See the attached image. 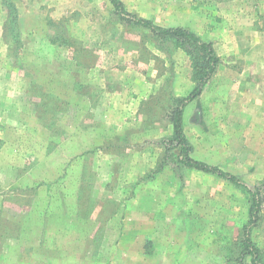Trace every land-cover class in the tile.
<instances>
[{"label": "rangeland", "instance_id": "rangeland-1", "mask_svg": "<svg viewBox=\"0 0 264 264\" xmlns=\"http://www.w3.org/2000/svg\"><path fill=\"white\" fill-rule=\"evenodd\" d=\"M121 1L214 47L183 128L257 187L264 256V0ZM191 86L184 48L108 0H0V264H251L246 193L179 161Z\"/></svg>", "mask_w": 264, "mask_h": 264}, {"label": "trees", "instance_id": "trees-1", "mask_svg": "<svg viewBox=\"0 0 264 264\" xmlns=\"http://www.w3.org/2000/svg\"><path fill=\"white\" fill-rule=\"evenodd\" d=\"M115 14L125 22L153 31L156 35L173 40L178 46L184 48L190 58L192 86L185 97L179 98L171 112L172 139L174 146H179V161L186 167L206 172L217 178L230 182L240 188L247 195L248 219L243 227L244 235L239 244V251L250 257L251 264H264V256L251 238L252 227L259 219L260 194L254 185L249 184L239 175L192 157L191 145L183 128V113L188 103L196 99L214 74L219 64L211 42L202 39L196 32L183 26H160L150 19L140 17L129 12L121 0H108Z\"/></svg>", "mask_w": 264, "mask_h": 264}]
</instances>
